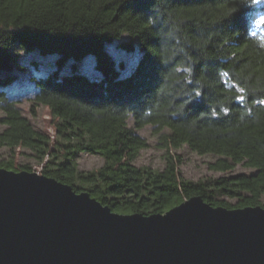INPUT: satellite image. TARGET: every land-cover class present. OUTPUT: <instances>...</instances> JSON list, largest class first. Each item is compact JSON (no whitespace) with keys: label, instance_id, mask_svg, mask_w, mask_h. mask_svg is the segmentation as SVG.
Masks as SVG:
<instances>
[{"label":"trees","instance_id":"1","mask_svg":"<svg viewBox=\"0 0 264 264\" xmlns=\"http://www.w3.org/2000/svg\"><path fill=\"white\" fill-rule=\"evenodd\" d=\"M128 35L121 47L140 56L121 72L107 44ZM20 51L56 55L55 68L32 75L31 86L13 93L7 85L25 70ZM88 56L99 76L67 63ZM227 73V75H224ZM244 91L241 92L240 89ZM196 91L201 96L187 102ZM243 96V101L236 99ZM32 115L48 106L53 139ZM264 3L239 0H0V167L34 170L16 156L41 165V173L88 191L119 213H163L199 195L229 208L264 206ZM132 119L134 126L129 125ZM152 124L167 148L163 169L133 160L147 146L136 128ZM187 144L214 154L216 171L243 163L250 173L206 176L179 172ZM80 153L104 163L81 169ZM231 199H235L233 202Z\"/></svg>","mask_w":264,"mask_h":264},{"label":"water","instance_id":"2","mask_svg":"<svg viewBox=\"0 0 264 264\" xmlns=\"http://www.w3.org/2000/svg\"><path fill=\"white\" fill-rule=\"evenodd\" d=\"M0 264H264V206L195 195L119 213L55 177L0 167Z\"/></svg>","mask_w":264,"mask_h":264},{"label":"rangeland","instance_id":"3","mask_svg":"<svg viewBox=\"0 0 264 264\" xmlns=\"http://www.w3.org/2000/svg\"><path fill=\"white\" fill-rule=\"evenodd\" d=\"M128 38V35H124L122 38L107 44V48L117 60V62H124L125 67L121 69L123 74H126L132 70L140 56V51L137 44L135 50L132 51L120 46L121 42L127 40ZM19 55L20 60L26 66V69L20 70L14 68L13 72L18 74V78L13 83L7 85V89L13 93H21L27 90L31 86L30 77L32 75H37L39 73L44 74L55 68V59L57 57L53 54L43 55L38 51L25 52L20 50ZM94 63L95 62L92 56H88L78 61L71 59L62 71H68L73 65H75L79 71L89 75L90 77H97L99 76V72L96 70ZM30 105L31 102L29 100H24L20 104L24 114H26L31 119L36 127L41 128L51 137H53L52 132L56 133V128L49 107L39 106L37 108V114L34 116L32 115ZM1 116L2 113L0 112V118ZM129 125L134 126L132 119H129ZM2 128L3 126L0 124V130ZM136 131L146 139L147 146L140 150L138 156L133 160L134 164L138 166L146 165L153 168L163 169L166 165L165 154L167 148L164 145L162 133L169 130L164 129L161 132H157L152 124H148L144 127L136 128ZM170 151L173 154H180L182 157V162L179 164V172L181 175L193 180H198L210 175L220 176L242 172L250 173L254 171V168L248 167L243 163H239L235 165L233 169L224 172L212 170L210 168V163L217 158V155L211 153L199 154L198 152L192 150L187 144H184L177 149L171 148ZM7 156V149L0 148V159H3ZM24 157L27 156H16V167L19 168L20 164L26 160L33 165L35 170H38L39 164H37L32 158ZM78 163L81 169L91 170L100 167L104 163V158L98 154L80 153L78 156ZM231 200L233 202L235 201V199Z\"/></svg>","mask_w":264,"mask_h":264},{"label":"snow or ice","instance_id":"4","mask_svg":"<svg viewBox=\"0 0 264 264\" xmlns=\"http://www.w3.org/2000/svg\"><path fill=\"white\" fill-rule=\"evenodd\" d=\"M239 2L241 4H249L250 3V4L259 5L261 3H264V0H239ZM224 75H227V73H225ZM240 91L243 92L244 89L241 88ZM200 96H201V92L196 91L192 94V98L190 100H188L187 102L190 104L191 102L196 101L197 100L196 98L200 97ZM236 99L243 101L244 97L243 96H237ZM257 103L264 105V100H259V101H257Z\"/></svg>","mask_w":264,"mask_h":264},{"label":"bare ground","instance_id":"5","mask_svg":"<svg viewBox=\"0 0 264 264\" xmlns=\"http://www.w3.org/2000/svg\"><path fill=\"white\" fill-rule=\"evenodd\" d=\"M52 135H53V137H52V138L54 139V138H55V133H54V132H52ZM41 167H42V166H41V165H39V168H38V170H35V169H34V170H32V171H37V172L41 173ZM14 170H15V169H14ZM45 175H46V174H45Z\"/></svg>","mask_w":264,"mask_h":264}]
</instances>
